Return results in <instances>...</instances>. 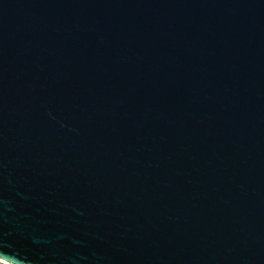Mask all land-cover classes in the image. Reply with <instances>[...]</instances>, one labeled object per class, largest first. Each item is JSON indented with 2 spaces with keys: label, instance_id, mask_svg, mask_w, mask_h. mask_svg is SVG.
<instances>
[{
  "label": "water",
  "instance_id": "1",
  "mask_svg": "<svg viewBox=\"0 0 264 264\" xmlns=\"http://www.w3.org/2000/svg\"><path fill=\"white\" fill-rule=\"evenodd\" d=\"M0 258L264 264V0H0Z\"/></svg>",
  "mask_w": 264,
  "mask_h": 264
},
{
  "label": "built area",
  "instance_id": "2",
  "mask_svg": "<svg viewBox=\"0 0 264 264\" xmlns=\"http://www.w3.org/2000/svg\"><path fill=\"white\" fill-rule=\"evenodd\" d=\"M0 264H14V263L0 258Z\"/></svg>",
  "mask_w": 264,
  "mask_h": 264
}]
</instances>
